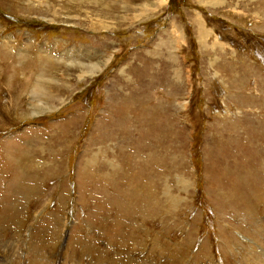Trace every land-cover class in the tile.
<instances>
[{"label": "rangeland", "instance_id": "rangeland-1", "mask_svg": "<svg viewBox=\"0 0 264 264\" xmlns=\"http://www.w3.org/2000/svg\"><path fill=\"white\" fill-rule=\"evenodd\" d=\"M155 1L0 0V264H264V0Z\"/></svg>", "mask_w": 264, "mask_h": 264}, {"label": "bare ground", "instance_id": "bare-ground-1", "mask_svg": "<svg viewBox=\"0 0 264 264\" xmlns=\"http://www.w3.org/2000/svg\"><path fill=\"white\" fill-rule=\"evenodd\" d=\"M157 1V0H156ZM155 1V2H156ZM168 2V0H159V2H157L159 5H157V6H154L155 7V10L157 9V8H162L163 7V5H165L166 3ZM209 2L213 5V6H215V7H217V6H219V7H221V6H223V3H220L221 2V0H209ZM156 3V4H157ZM150 10V9H149ZM148 10V11H149ZM143 11H144V13H146V10L145 9H143ZM199 17V16H198ZM133 20V19H132ZM205 21H204V19H203V16L200 14V20H198V21H196L195 23H197V31H198V33H199V37L200 38H203L204 36H211L210 35V33H213L212 32V30H210L209 31V29H205V27H204V23ZM175 32V31H174ZM178 34H179V36L181 37L182 36V31H178ZM177 37V36H176ZM218 42V41H217ZM207 45V44H206ZM50 56L52 57V54L50 53ZM110 59H108L107 61H105V64L109 61ZM80 71H81V73H80V75H79V78H80V80L81 81H83V80H85L86 79V76L88 75V76H92L93 74H95L96 72L98 73L102 68H103V65L104 64H100V65H98V64H90L91 66H89L88 64H83L82 62L80 63ZM92 72V73H91ZM57 98H59V96L58 97H56V99ZM59 101V100H58ZM57 100L55 101V102H58ZM242 167V166H241ZM239 172V171H238Z\"/></svg>", "mask_w": 264, "mask_h": 264}, {"label": "built area", "instance_id": "built-area-1", "mask_svg": "<svg viewBox=\"0 0 264 264\" xmlns=\"http://www.w3.org/2000/svg\"><path fill=\"white\" fill-rule=\"evenodd\" d=\"M21 209H23V210H21ZM25 209H28V207L26 205H20V210L23 211V214L22 215H23V218L24 219L26 218V216L24 214V210ZM53 235H54V232L52 233L51 238H53Z\"/></svg>", "mask_w": 264, "mask_h": 264}]
</instances>
